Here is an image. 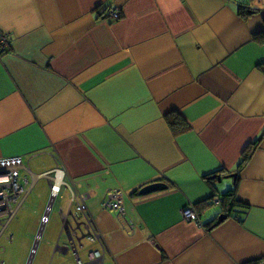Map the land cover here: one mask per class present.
<instances>
[{"label": "crops", "instance_id": "0c3cea01", "mask_svg": "<svg viewBox=\"0 0 264 264\" xmlns=\"http://www.w3.org/2000/svg\"><path fill=\"white\" fill-rule=\"evenodd\" d=\"M254 1L0 0L10 41L0 55V158L19 156L35 174L57 165L88 193L103 264H264V0ZM240 2L255 12L239 14ZM171 112L187 131L172 133ZM250 144L240 204L216 224L235 184L227 175ZM219 168L211 186L203 175ZM41 180L28 249L48 179L24 200ZM155 183L164 186L141 192ZM113 190L123 215L100 207ZM68 199L45 264H76L74 246L86 262L99 247L83 229L73 243L63 228ZM186 206L196 221L182 217Z\"/></svg>", "mask_w": 264, "mask_h": 264}, {"label": "built area", "instance_id": "2783aa9c", "mask_svg": "<svg viewBox=\"0 0 264 264\" xmlns=\"http://www.w3.org/2000/svg\"><path fill=\"white\" fill-rule=\"evenodd\" d=\"M107 17L116 20L120 17V12L117 8L111 9L107 13ZM9 45L10 41L8 36L0 31V55L8 50ZM40 177H45L49 181V200L31 243L29 258L26 264H31L41 238V233L48 221L51 208L56 199L63 198V190L69 193V208L66 213H64L61 208L59 212L63 220V228H67L73 243V237H77V233L81 229L85 230V236L88 239L98 241L99 243L98 248L90 249L87 252L86 262L80 259L77 248L74 246L76 264H103L104 244L88 214L86 205L88 193H76L75 188L66 180L64 169L57 165L50 170L35 174L30 171L29 167L19 156L0 158V238L22 206L31 186ZM71 206H73V208H71ZM100 207L102 209L117 211L118 214L123 215L121 191L113 190L110 192L101 202ZM67 215H71L74 220V227H68ZM181 215L186 220L196 221L198 219L195 209L190 206L182 208ZM8 239L9 241L12 240L11 235L8 236ZM79 245L82 246L80 241ZM2 263L3 261L0 260V264Z\"/></svg>", "mask_w": 264, "mask_h": 264}, {"label": "rangeland", "instance_id": "374dc122", "mask_svg": "<svg viewBox=\"0 0 264 264\" xmlns=\"http://www.w3.org/2000/svg\"><path fill=\"white\" fill-rule=\"evenodd\" d=\"M257 2V0H255ZM254 1V2H255ZM255 2V3H256ZM44 185L43 180L35 185L32 195L24 202L22 207L18 210L15 217L9 223L7 230L0 238V260L2 264H26L29 258L30 248L28 249L31 231L35 228L39 221V214L41 213V190ZM227 190V189H226ZM69 193H64L63 198L58 200L51 208L48 222L42 233L38 248L36 249L35 257H33L31 264H45V258L50 250V242L53 236L56 237L57 231L60 228L61 220L58 214V208L61 206L66 208ZM215 208V205L213 206ZM37 231V230H36ZM36 233V232H35ZM12 237L9 241L8 236ZM83 257L84 250L79 249ZM70 255V254H69ZM65 260L67 261V255ZM85 262V260H82Z\"/></svg>", "mask_w": 264, "mask_h": 264}, {"label": "trees", "instance_id": "16d2710c", "mask_svg": "<svg viewBox=\"0 0 264 264\" xmlns=\"http://www.w3.org/2000/svg\"><path fill=\"white\" fill-rule=\"evenodd\" d=\"M255 12V8H252L249 2H240L239 4V14L241 15H251ZM258 40H264V35H262ZM166 120L168 122V125L174 135H178L180 133H183L188 130V123L184 120V118L178 113V112H171L169 115L166 116ZM255 144V142L253 143ZM253 147V145H252ZM250 145H247L241 155V158L238 162L237 168H236V178H235V184L233 188L227 189L225 192L221 194L220 202H221V210L225 211V213L229 216L231 213V209L233 206L240 204L239 201L236 198L235 191H236V182L239 177V170L243 166V164L249 159L250 157ZM225 169L219 168L216 170L209 171L207 173H204L203 177L204 179L210 184L213 185L214 181L221 177V172H223ZM135 193V191H134ZM208 201H206L207 203ZM242 206V205H241ZM243 207H246V205H243ZM220 214V213H218ZM215 223L210 221V225H214Z\"/></svg>", "mask_w": 264, "mask_h": 264}, {"label": "water", "instance_id": "95a60500", "mask_svg": "<svg viewBox=\"0 0 264 264\" xmlns=\"http://www.w3.org/2000/svg\"><path fill=\"white\" fill-rule=\"evenodd\" d=\"M228 177H231L233 179V181L235 180L236 178V173L232 172L230 174L227 175ZM163 184H160V183H155V184H151V185H148L146 187H144L142 189V193H147V192H151V191H154V190H157V189H160V188H163ZM213 196V195H212ZM227 218V214H224V213H221L217 216V219L215 221L216 224H218L219 222L223 221L224 219Z\"/></svg>", "mask_w": 264, "mask_h": 264}, {"label": "bare ground", "instance_id": "6f19581e", "mask_svg": "<svg viewBox=\"0 0 264 264\" xmlns=\"http://www.w3.org/2000/svg\"><path fill=\"white\" fill-rule=\"evenodd\" d=\"M197 213V212H196Z\"/></svg>", "mask_w": 264, "mask_h": 264}]
</instances>
